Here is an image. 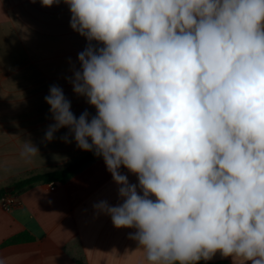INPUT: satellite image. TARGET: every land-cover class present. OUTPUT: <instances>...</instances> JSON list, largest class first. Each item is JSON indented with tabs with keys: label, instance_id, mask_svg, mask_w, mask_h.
<instances>
[{
	"label": "clouds",
	"instance_id": "9594fccd",
	"mask_svg": "<svg viewBox=\"0 0 264 264\" xmlns=\"http://www.w3.org/2000/svg\"><path fill=\"white\" fill-rule=\"evenodd\" d=\"M61 2L87 41L67 79L95 114L51 85L45 140L67 129L103 159L122 202L94 208L148 264H264V0H40Z\"/></svg>",
	"mask_w": 264,
	"mask_h": 264
},
{
	"label": "crops",
	"instance_id": "0c3cea01",
	"mask_svg": "<svg viewBox=\"0 0 264 264\" xmlns=\"http://www.w3.org/2000/svg\"><path fill=\"white\" fill-rule=\"evenodd\" d=\"M70 18L63 2L44 7L40 0H0V110L12 107V96L19 88L32 86L35 90L39 86L31 84L30 70L45 69L42 56L51 52L53 59L48 65L55 73L54 84L68 95L73 113L77 117L85 110L95 114V108L73 92L67 79L72 75L69 61L78 68L77 54L87 44L71 29ZM46 28L51 35L43 37L40 29ZM65 29L68 36H60ZM11 122L0 114V190L14 192L16 202L14 207L4 209L0 200V264H148L144 250L129 238L136 229L116 228L110 216L94 208L100 201L112 206L122 202L101 157L87 162L67 181L53 182L55 186L52 182L39 183L15 190L16 182L66 169L91 152L77 148L71 136L70 142L62 140L67 129L56 132L51 142L45 140L52 118L47 124L40 118L31 121L48 125L32 133L13 134L4 128ZM26 142L34 144L39 153L21 156ZM121 172L130 183H138L127 169L121 168ZM17 237L21 239L10 242ZM196 264L245 261L216 252L211 259Z\"/></svg>",
	"mask_w": 264,
	"mask_h": 264
},
{
	"label": "rangeland",
	"instance_id": "374dc122",
	"mask_svg": "<svg viewBox=\"0 0 264 264\" xmlns=\"http://www.w3.org/2000/svg\"><path fill=\"white\" fill-rule=\"evenodd\" d=\"M40 32L43 37L51 35V33H48L47 28L45 30L40 29ZM60 36L67 37V30H61ZM49 47L51 48V46ZM42 57L46 61L45 69L34 67L30 70L33 78L31 84L39 86L35 90H31L32 86L23 89L19 88L12 96V107L0 110L1 116L11 119V125L4 126V128L12 130L13 134L32 133L34 129L47 128L48 126L42 125L43 123L41 122L39 124L38 122L31 123V121L38 118L44 119V123H46L47 119L51 118L49 105L46 104L44 97L49 94V88L54 85V79L56 78L52 67L48 65L52 61L53 55L51 52H45ZM65 96L69 99L68 95ZM26 121H28L27 124Z\"/></svg>",
	"mask_w": 264,
	"mask_h": 264
},
{
	"label": "trees",
	"instance_id": "16d2710c",
	"mask_svg": "<svg viewBox=\"0 0 264 264\" xmlns=\"http://www.w3.org/2000/svg\"><path fill=\"white\" fill-rule=\"evenodd\" d=\"M96 158L93 153L88 154L86 157L76 162L75 164L67 167L66 169L56 171L49 174L36 175L27 179H22L14 184L15 190L20 191L25 188H29L39 183H50V182H65L70 179L77 171H79L87 162ZM14 192L9 193L7 189L0 190V200L6 196L13 195ZM21 238H14L10 242H16Z\"/></svg>",
	"mask_w": 264,
	"mask_h": 264
},
{
	"label": "built area",
	"instance_id": "2783aa9c",
	"mask_svg": "<svg viewBox=\"0 0 264 264\" xmlns=\"http://www.w3.org/2000/svg\"><path fill=\"white\" fill-rule=\"evenodd\" d=\"M51 185L55 186V183L52 182ZM1 201H2V206L4 207V209L12 208L16 204L13 195L6 196L2 198Z\"/></svg>",
	"mask_w": 264,
	"mask_h": 264
},
{
	"label": "water",
	"instance_id": "95a60500",
	"mask_svg": "<svg viewBox=\"0 0 264 264\" xmlns=\"http://www.w3.org/2000/svg\"><path fill=\"white\" fill-rule=\"evenodd\" d=\"M7 191H8L9 193H11L9 189H7Z\"/></svg>",
	"mask_w": 264,
	"mask_h": 264
}]
</instances>
